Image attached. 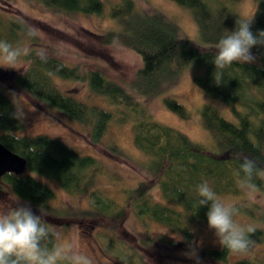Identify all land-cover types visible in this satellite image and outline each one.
Here are the masks:
<instances>
[{"label":"trees","instance_id":"obj_1","mask_svg":"<svg viewBox=\"0 0 264 264\" xmlns=\"http://www.w3.org/2000/svg\"><path fill=\"white\" fill-rule=\"evenodd\" d=\"M37 1L53 11L102 14L104 10V0ZM171 1L190 10L202 45L181 37L177 26L161 14L138 10L135 0H121L111 8L110 16L122 21L124 30L107 31L101 36L102 42L127 46L142 59L131 89L107 77L98 68L71 65L52 50L48 51L50 49L43 52L45 58L41 59L37 53L42 49L35 41L23 55L27 66L12 78L34 99L90 125L92 142H99L106 133L114 117L113 111L80 100L74 93L61 88L56 78L84 83L92 93L105 98L117 109L119 122H131L134 145L147 158L144 172L149 179L125 190L127 203L139 217L145 216L165 225L183 238V242L171 239L173 245L181 243L189 247L195 238L193 225L207 222L208 206L199 205L197 185L206 181L219 196H236L241 191L239 183L243 176V173L236 175L240 167L236 155L243 154L264 167V46L252 49L256 57L254 63H233L222 70L216 81L214 46L225 30H235L237 21L244 20L236 6L240 0ZM21 23L11 22L9 32L14 29L18 33L27 32ZM251 25L253 33L264 30V0H257ZM186 66L197 68L193 82L205 96L225 104L232 114V119L225 118L212 101H203L200 105L199 122L210 133L219 154L180 130L153 120L145 104L140 102L143 97L159 95ZM163 104L179 116L190 118L189 110L175 98L164 96ZM24 127L13 101L0 89V141L26 160V171L19 175L4 174L0 187L6 185L16 198L44 212L50 209L49 201L55 198V192L40 178L55 180L71 194L85 193L92 184V175L88 172L100 168L97 159L82 155L63 140L47 134L15 133ZM108 148L116 151L114 145ZM252 183L264 193V177L254 176ZM152 185L159 187L165 202L151 199L149 190ZM99 203L102 215H123L124 208L115 209L111 201L102 199ZM232 205L236 209L234 219L239 215L256 217L253 207L241 203ZM259 217L258 220H264L263 213ZM253 226L256 230L248 234L249 239L254 243L264 242L263 227ZM46 243L50 248L56 246L54 232ZM231 253L221 245L204 249V254L219 264L229 263ZM231 264L262 262L240 257Z\"/></svg>","mask_w":264,"mask_h":264},{"label":"rangeland","instance_id":"obj_2","mask_svg":"<svg viewBox=\"0 0 264 264\" xmlns=\"http://www.w3.org/2000/svg\"><path fill=\"white\" fill-rule=\"evenodd\" d=\"M120 2L121 0H104L102 14H87L49 10L37 0H0V41L27 50L32 46L31 42L35 41L43 52L50 49L48 51L52 50L57 57L71 65L98 68L107 77L131 89L136 71L142 65L140 55L122 44H105L101 38L107 31L124 30V23L109 14L111 8ZM135 2L138 10L161 14L177 26L181 37L202 45L203 41L190 10L171 0ZM256 4L257 0H240L236 6L240 16L249 20L253 19ZM11 22H22L27 32L18 33L15 29L9 32ZM29 29H35L38 35L29 36ZM27 64L23 55L11 67L0 61V89L11 98L17 116L25 124L23 129L15 133L29 136L47 134L59 138L80 154L95 157L100 165L98 170L88 172L92 175V184L83 194H71L63 190L55 180L40 178L55 192V198L49 201L50 209L45 210L44 214L54 232L56 245L70 254L82 252L91 257L94 264H219L204 254L205 248L220 245L207 222L193 225L195 238L189 247L181 243L173 245L171 239L183 242V238L165 225L145 216L139 217L136 210L127 203L125 190L136 187L141 180L149 179L144 172L146 155L133 142L132 123L119 122L117 109L105 98L92 93L84 83L56 78L55 81L61 88L74 93L80 100L113 111L114 117L106 133L99 142H92L90 125L34 99L13 82L12 76L23 71ZM196 72V67L186 66L159 95L143 97L140 102L145 104L153 120L180 130L192 140L219 154L210 133L199 122L201 103L212 100L193 82ZM164 96H171L181 102L189 110L190 118H183L169 110L163 104ZM212 102L222 116L232 119L230 109L225 104L215 99ZM19 108L22 113H19ZM112 145L116 147V151L108 148ZM149 194L153 201H164L161 190L156 185L151 186ZM220 197L231 205L241 203L253 207L256 211V217L252 218L254 221L244 215H239L234 220L243 226L261 225L264 230V220H258L259 214L264 215V193L257 191L249 196L241 189L236 196ZM15 199L18 198L6 185L0 187V201L10 202ZM102 199L111 201L115 209L124 208L123 215L112 217L99 213V201ZM30 207L35 214H40V210ZM193 251L196 254L194 258L191 257ZM240 257L260 259L264 264V242L254 243L246 252H232L227 264Z\"/></svg>","mask_w":264,"mask_h":264},{"label":"clouds","instance_id":"obj_3","mask_svg":"<svg viewBox=\"0 0 264 264\" xmlns=\"http://www.w3.org/2000/svg\"><path fill=\"white\" fill-rule=\"evenodd\" d=\"M251 20H238L235 30H225L215 44V79L219 78L222 70L233 63L252 64L256 57L252 49L264 46V30L253 33ZM29 36L38 35L35 29H29ZM28 50L22 47L0 41V61L11 67L17 60L27 54ZM44 59L43 51L37 53ZM19 113L22 109L19 108ZM240 161L239 171L243 173L239 187L249 196L258 189L252 183L253 177H264V167H260L256 160L243 154H237ZM201 207L208 206L207 224L215 232L219 244L234 253L246 252L254 242L248 234L254 233L253 225L243 226L234 220L236 209L225 202L208 184L202 182L196 187ZM53 235L51 226L48 225L44 211L35 214L30 205L22 204L18 199L0 201V264H94L88 255L82 252L69 253L59 245L48 247L47 241ZM193 251L191 257H195Z\"/></svg>","mask_w":264,"mask_h":264},{"label":"water","instance_id":"obj_4","mask_svg":"<svg viewBox=\"0 0 264 264\" xmlns=\"http://www.w3.org/2000/svg\"><path fill=\"white\" fill-rule=\"evenodd\" d=\"M26 171V160L21 155L7 148L0 141V182L6 173L23 174Z\"/></svg>","mask_w":264,"mask_h":264}]
</instances>
